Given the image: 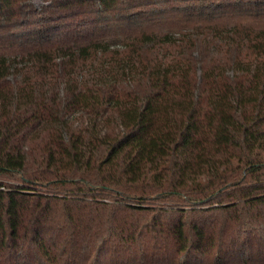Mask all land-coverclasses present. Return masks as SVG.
<instances>
[{"label": "trees", "instance_id": "trees-1", "mask_svg": "<svg viewBox=\"0 0 264 264\" xmlns=\"http://www.w3.org/2000/svg\"><path fill=\"white\" fill-rule=\"evenodd\" d=\"M0 264H264V0H0Z\"/></svg>", "mask_w": 264, "mask_h": 264}, {"label": "rangeland", "instance_id": "rangeland-1", "mask_svg": "<svg viewBox=\"0 0 264 264\" xmlns=\"http://www.w3.org/2000/svg\"><path fill=\"white\" fill-rule=\"evenodd\" d=\"M37 4H39L40 2L39 1H36Z\"/></svg>", "mask_w": 264, "mask_h": 264}]
</instances>
